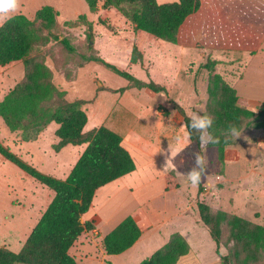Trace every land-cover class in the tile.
Segmentation results:
<instances>
[{
    "label": "rangeland",
    "instance_id": "1",
    "mask_svg": "<svg viewBox=\"0 0 264 264\" xmlns=\"http://www.w3.org/2000/svg\"><path fill=\"white\" fill-rule=\"evenodd\" d=\"M157 1L164 4L178 0ZM214 1L202 0L203 11L184 24L175 45L136 31L118 9L90 12L85 0H20L19 9L11 17L18 13L31 17L40 7H58L60 17L55 28L44 32L50 42L37 44L31 57L50 69L53 84L66 92V100L87 102L82 109L90 118L89 127L94 123L101 127L103 119L108 120L109 117L114 120L121 113L137 118H142L143 113H159L163 120L160 126L165 128L173 114L178 113L182 119L178 106L189 117L201 109L200 114L207 112L208 84L213 74L221 75L235 88L244 107L257 111L264 102V1L254 0V4L239 11L244 18L238 22L227 20L222 14L223 6L228 4L215 5ZM58 2L63 4L58 6L55 4ZM82 15L86 19L80 18ZM249 24H252V30L246 28ZM64 39L74 51L63 44ZM135 46L142 58L138 57L133 64L131 58ZM92 59L102 61H90ZM102 62L129 72L145 83L155 82L166 92L131 88L128 80ZM207 65L210 67L205 68ZM25 71L23 61L0 67V102L23 80ZM139 127L138 124L134 126L135 129ZM57 128L51 124L35 140L26 141L25 133L10 131L0 118V142L40 172L64 180L79 160L78 156L82 155L84 146L56 149L60 142L56 136ZM181 132V141L172 138L164 141L162 146L168 150L171 144L182 158L187 157L189 163L180 169V172L187 173L194 164L192 154L198 148L191 143L184 127ZM235 140V145L226 149L224 160L220 159L218 149L209 145L204 152L208 163L207 175L212 177L213 184L218 185L219 193L205 183L193 187L185 176H181L177 179L182 183V189L170 192L166 197H162L160 182L154 181L161 173L164 158L162 163L156 162L154 156L127 142L125 147L137 167V171L127 179L134 192L123 189L117 194L114 191L108 194L109 199L106 197L107 202L97 212L103 219L99 224L102 234L98 238L101 235L106 237L125 217L130 216L128 213L149 206L148 202L144 206V200L143 203L140 201L143 189L147 191L151 184L150 192L154 191V194L149 204L156 209L167 207L176 210L167 213L172 217L166 234L181 232L190 247L189 254L177 264H220L217 245L199 220L198 208L195 207L197 191L198 203L211 206L216 203L218 211L264 226V131L250 128ZM142 187L145 188L141 190ZM206 193L208 197L201 201ZM214 193L216 195L212 198ZM53 196L52 190L0 155V230L3 232L0 248L3 246L14 253L19 252ZM154 245L161 247L164 242L157 241ZM144 247L135 245L123 254L102 256L103 243L100 247L91 244L84 245L80 251L76 249L73 254H78L76 258L83 264H141L158 250ZM227 253L228 249L221 246L220 256Z\"/></svg>",
    "mask_w": 264,
    "mask_h": 264
},
{
    "label": "trees",
    "instance_id": "2",
    "mask_svg": "<svg viewBox=\"0 0 264 264\" xmlns=\"http://www.w3.org/2000/svg\"><path fill=\"white\" fill-rule=\"evenodd\" d=\"M85 2L93 13L109 8L118 9L136 31L171 44L178 43L181 28L202 6V0H178L164 4L157 0ZM59 17L60 13L55 8L45 6L36 12L34 19L20 14L7 19L0 26V67L20 61L26 65L23 80L0 102V118L10 131L25 133L26 141L35 140L48 126L56 124V136L60 139L56 149L67 145L87 144V147L68 177L62 180L40 172L0 142V155L6 161L55 194L19 252L0 248V264H78L70 255V249L83 233L95 229L92 222H82V218L90 211L97 191L137 169L121 135L106 126L84 132L88 115L82 107L87 102L66 100V92L53 84L50 69L45 63L31 57L37 44L41 42L47 45L50 42L44 32L55 28ZM80 18L86 19V16ZM63 44L74 51L67 40L64 39ZM138 57L141 59L142 55L135 46L131 63H136ZM103 64L128 80L131 88L166 92L155 82L145 83L129 72L105 62ZM208 95L207 113L214 118L209 131L220 140L218 144L209 146L217 148L220 159L224 160L226 149L236 143L235 137L228 134L229 126L240 133L250 128L264 131V102L257 111L244 107L235 88L219 74L210 76ZM178 110L191 142L199 149V134L190 128V117L183 108L178 106ZM165 185L166 192L179 189L180 182L174 172L165 175ZM197 208L200 221L217 245L220 264H264V226L238 215L213 210L204 202H199ZM141 235L136 220L128 216L104 238L105 253L110 256L123 254L138 242ZM221 246L228 249L226 255L220 256ZM189 252L188 242L181 234L175 233L167 244L141 264H177Z\"/></svg>",
    "mask_w": 264,
    "mask_h": 264
},
{
    "label": "crops",
    "instance_id": "3",
    "mask_svg": "<svg viewBox=\"0 0 264 264\" xmlns=\"http://www.w3.org/2000/svg\"><path fill=\"white\" fill-rule=\"evenodd\" d=\"M214 2H215V5L228 4V5H224L223 6L222 14L226 17L227 20H232L234 22L241 21L244 18V14L239 13V11H242L243 8L255 3L254 0H224V1L220 0V2H217V0H216ZM55 4L60 6L63 3L62 2H58V3H55ZM23 7H24V5H23ZM42 8L43 7H40L38 9H36L34 11V13L31 14V17H29V16H27V17L29 19H34L36 12L38 10L42 9ZM53 8H55L59 12L58 7H53ZM203 8H204V5L202 3V6H201V9L199 10V12H197L196 14L192 15L191 17H189L187 19V21L189 19H191L192 17H195V16L199 15L203 11ZM20 14L24 15L23 13H18L17 15H20ZM224 16H223V19H225ZM3 23H0V26ZM232 27H233V23H232ZM251 27H252V24H249L246 28H249L250 30H252ZM179 35H180V32H179ZM178 42H179V37H178ZM169 44H171V43H169ZM239 102L242 103L240 98H239ZM95 115H94V117L97 118L96 117L97 115L96 116ZM141 116H142V118L141 117L137 118L136 116L135 117L132 116L133 117L132 118L131 116H128V115H125V114L121 113V116H119L118 118H116L114 120L110 119L109 117H108V120H106V118H105L106 121L103 119V121H104V125L103 126L106 125L107 128H109L110 130H112V131L118 133L119 135H121L123 137V139H124L125 144L127 142H129L130 146L139 149L140 151H142L145 154H150L152 157L154 156L153 158H155L156 162L162 163L163 161L161 159L164 158V156H163L164 154L162 152L164 150H167V149H163L162 143L164 141H166V140H172V138L175 141H179V140L181 141L183 139V135H182L181 131H182L183 127L185 128L184 119H183V117L181 119L180 115L178 113H175V114L172 115L171 120H168L169 124H167V126L165 128L164 127L161 128L160 124L163 123V120L159 116V113H157V114H152L151 113L150 115L148 113H143ZM92 120H95V119L93 118ZM89 122H90V118L88 117V123L85 126L84 132H89V131L94 130L95 127L97 129H98V127H100L98 125L99 123L97 125H95V123H94V124H92L91 127H89V124H90ZM136 124H138L140 126L138 129L134 128V126ZM54 125H56V124H54ZM93 125H95V126L93 127ZM185 130H186V128H185ZM81 146H84L82 151H81V154H82L84 152V150L86 149L87 144H84V145H81ZM69 147H77V146L67 145L66 147H64V150L68 149ZM191 147H192V145H191ZM210 148L217 149L215 147H210ZM198 151H199V149H198ZM201 153L204 155L203 151ZM226 155L227 154L225 152V157H226ZM78 157H80V156H78ZM188 163L189 162L187 160V157L184 156L182 158V156L179 155V152H178V154L175 156V158L173 160L174 167L177 170H179V171H180L181 167L185 168ZM146 165L147 164H145L144 166H146ZM162 165H163V163H162ZM135 172H133V173H131L129 175H126V176H124V177H122L120 179H117V180L113 181L112 183L100 188L97 191V193L95 195V198L93 200V203L91 205L90 211L82 218V222H85V221L92 222L94 224V226H95V229L93 231L83 233L82 236L79 238V240L70 249V255L73 256L76 259L78 264H83V263L76 258V256H79V255L76 254V253L73 254V251H75L76 249H79V251H80V249L82 247H84V245L95 244L96 246L100 247V244H102L103 241H104L105 237H102V235L100 237L101 239L98 238L99 234H102L101 230L99 228V224L103 223V219H102V217L99 216V214L97 212L101 209V206L104 205L107 202L106 197L108 198V194L111 191H114L115 194L119 193L123 189H126L127 191H130V192H134L133 191L134 187L129 186V184L127 183L128 182L127 179H129V177H132V175ZM170 172H174L176 177L181 178V176L177 175L176 171H172V170L165 171V170H163V167H161V173H159V176L154 179L155 182H160V186H161V189H162L163 195H164L162 197H166L170 193V192H166L165 191V186H166L165 183H164V186H163V181L165 182V175L167 173H170ZM213 181L214 180L212 179V177L210 175H207V170H206V172L204 174V177L202 178L201 183H205L206 186H208L209 188L211 187V189H213V191H215L216 193H219L218 185L217 184H213ZM180 186L181 187H179V189L171 191V193L172 192L176 193L179 190H181L182 189V183H180ZM143 188H145V187H142L140 189L142 190ZM147 188H148L147 191H146V189H143L144 193L141 194L142 200L140 201V203H143V200H144V204L143 205L145 206V202H148L147 205H149V206H147V208H142L143 206L141 205L142 207L138 208L133 213L130 212L128 214H130V216H132L136 220L137 224L139 225V227H140V229L142 231V235H141L140 239L138 240V242L135 245H140L141 244V245L145 246L144 248H148L147 250H157V249L159 250V248H162L165 244L168 243V241L170 240V238L172 236V235H170L171 233L166 234L167 233V225L170 223L171 217H172L170 215H167V213L170 214V212H175L176 210L173 209V208L172 209H167V207L166 208H162V209L161 208L160 209H156L155 207H152L149 203L152 202L151 199L153 198L152 195L154 194V191L150 192L151 184ZM203 188L206 190L205 186H203ZM207 195H208V193H206L204 195V197L202 196L200 198V200L201 201H205V199L208 197ZM213 195L214 196L212 198H214L216 194L214 193ZM53 198H54V196L52 197V199ZM198 199H199V191H197V193H196V200H195V207L196 208H197V204H198ZM209 206L213 210H218V206H217L216 203L213 204L212 206L211 205H209ZM191 207L193 208V206H191ZM198 215H199V213H198ZM199 220H200V217H199ZM32 228H34V227H32ZM162 229H166V231H164ZM98 230H99V232H98ZM2 233L3 232H1V230H0V235ZM30 233L25 238V241L29 237ZM173 234H175V233H173ZM179 234H181V232ZM11 237H12V239H15L13 237V235ZM96 239L97 240H101V241H99V243H98ZM88 240H89V242H87ZM157 241H163L164 245L161 246V247H158V246L154 245L155 242H157ZM101 254H102V256L107 255L105 253L104 248L101 249ZM150 257H148V258H150Z\"/></svg>",
    "mask_w": 264,
    "mask_h": 264
},
{
    "label": "clouds",
    "instance_id": "4",
    "mask_svg": "<svg viewBox=\"0 0 264 264\" xmlns=\"http://www.w3.org/2000/svg\"><path fill=\"white\" fill-rule=\"evenodd\" d=\"M19 7L20 0H0V23L11 18V14L16 12ZM200 111L203 110L201 109ZM200 111L193 112L190 116L189 126L193 131L199 134L198 141L200 149L192 154L194 157V164L191 169L187 173H182L174 167L173 160L178 152L173 149L171 144L167 152L164 153V163L162 165L163 170L165 171L172 170L176 171L179 176H185L188 183L193 187H196L201 183L208 167L206 157L205 155H202L201 152H206L208 145H216L220 142L219 137L214 136L213 133L209 131L214 124L213 116L207 112L200 114ZM228 134L234 136L236 139L241 135V133L233 126H229Z\"/></svg>",
    "mask_w": 264,
    "mask_h": 264
}]
</instances>
